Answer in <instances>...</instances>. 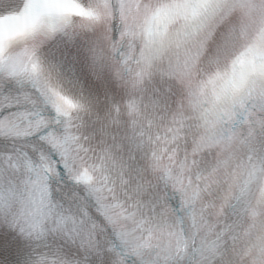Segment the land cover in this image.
<instances>
[{
	"label": "snow or ice",
	"instance_id": "6c2138e0",
	"mask_svg": "<svg viewBox=\"0 0 264 264\" xmlns=\"http://www.w3.org/2000/svg\"><path fill=\"white\" fill-rule=\"evenodd\" d=\"M100 20L83 0H0V33L43 37L26 63L0 59V264H244L253 185L264 206V90L202 137L180 127L171 88L129 86L120 51L88 31Z\"/></svg>",
	"mask_w": 264,
	"mask_h": 264
}]
</instances>
